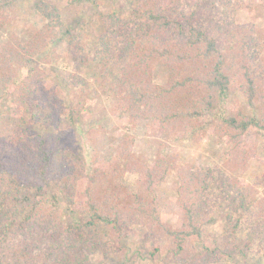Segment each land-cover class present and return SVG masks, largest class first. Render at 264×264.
I'll use <instances>...</instances> for the list:
<instances>
[{"label": "trees", "instance_id": "1", "mask_svg": "<svg viewBox=\"0 0 264 264\" xmlns=\"http://www.w3.org/2000/svg\"><path fill=\"white\" fill-rule=\"evenodd\" d=\"M18 1L0 0V29ZM128 1L125 17L99 14L101 29L91 46L70 35L73 67L62 85L46 83L37 59L64 30L56 7L37 0L45 26L25 42L14 36L0 42V98L12 96L9 112L0 111V264H92L93 255L111 252L113 240L125 242L133 226L144 228L147 240L165 242L173 259L185 264H220L255 252L264 257V173L260 195L218 170L178 167L180 217L172 228L161 221L157 198L175 163L158 159L148 166L125 146L88 173L65 145L62 118L79 120L92 110L80 87L83 65L109 79L113 106L127 114L129 124L146 120L187 137L210 129L231 146L227 156L234 168H244L256 155L249 136L250 130H264L262 44L253 25L236 22L238 1ZM156 71L166 74L164 85L154 82ZM235 89L259 118L233 102ZM216 109L217 123H211L207 116ZM30 124L54 133L36 134ZM126 171L138 175L133 190L124 182ZM56 197L86 220L65 224ZM219 212L225 214L221 235L209 229ZM160 250L155 246L152 253Z\"/></svg>", "mask_w": 264, "mask_h": 264}, {"label": "rangeland", "instance_id": "2", "mask_svg": "<svg viewBox=\"0 0 264 264\" xmlns=\"http://www.w3.org/2000/svg\"><path fill=\"white\" fill-rule=\"evenodd\" d=\"M44 1L59 10L64 25V30L53 47L45 51L39 58L37 57L40 69L45 74L46 83L55 87L61 83L65 71H71L73 67V61L68 57L67 42L70 35L76 36L81 46H91L101 29L99 14L113 12L120 17H125L130 11V3L128 0ZM237 1L239 12L235 14L236 22L242 25H253L262 44L260 60L263 63L262 78L264 80V0ZM36 2L37 0H19L17 2L10 20L0 29L1 43H7L12 36L20 42H25L45 26V18L35 8ZM78 69L83 78L80 86L83 90V100L92 110L79 120L64 116L60 131H65V145L80 157L88 173H91L98 160L106 162L118 157L119 152L125 146H130L133 155L148 166L154 164L158 159L168 161L170 164L175 163L174 168L159 187L157 198L161 221L172 228H175L180 217L176 208L175 188L176 169L182 165L208 167L226 173L235 180L252 185L261 195L263 187L259 181L262 180L264 173V130H250L249 143L255 146L256 155L246 163L244 168H234L230 165L227 156L231 146L224 144L222 140L212 134L209 128V131H200L187 137L186 135H171L146 120H140L135 125H131L128 122L127 114L118 111L113 106L114 98L109 89L110 82L102 74L101 69L83 65ZM153 79L158 85H164L167 82L166 74L163 72L156 71ZM71 94H63V96L70 99L71 96L73 97ZM232 97L233 102L241 105L243 111L259 118L260 113L249 107L241 92L235 89ZM11 104L10 93L1 97L0 111L9 112ZM219 114L220 110L216 109L213 114L207 116V119L211 123H217ZM33 125L30 124L36 134L48 136L54 133L51 129H41ZM123 179L129 189H135L138 180L137 174L126 171ZM51 189H47L48 195L52 194ZM56 198V209L65 224L80 223L86 220V215L72 214L67 210L65 201L60 197ZM224 216V212L215 214L214 221L209 227L210 233L218 235L223 233ZM145 233L144 228L133 226L130 236L125 242L124 240H117V242L113 240L114 246L111 252L104 257L100 254L93 255L92 264H185L183 259H173L167 251L168 248L165 247V242L161 241L157 245L155 241L153 243L147 240ZM244 242L243 238L240 247ZM194 245L196 248L197 245ZM155 246L160 247L161 250L152 253ZM190 250L193 248L191 247ZM220 264H264V257L255 252L247 258L224 260Z\"/></svg>", "mask_w": 264, "mask_h": 264}]
</instances>
